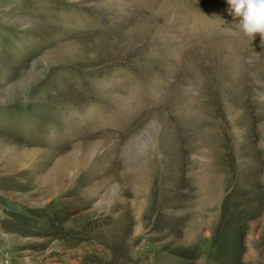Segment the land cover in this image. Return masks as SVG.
Instances as JSON below:
<instances>
[{
	"label": "rangeland",
	"instance_id": "374dc122",
	"mask_svg": "<svg viewBox=\"0 0 264 264\" xmlns=\"http://www.w3.org/2000/svg\"><path fill=\"white\" fill-rule=\"evenodd\" d=\"M238 19L0 0L5 264H264V45Z\"/></svg>",
	"mask_w": 264,
	"mask_h": 264
},
{
	"label": "clouds",
	"instance_id": "9594fccd",
	"mask_svg": "<svg viewBox=\"0 0 264 264\" xmlns=\"http://www.w3.org/2000/svg\"><path fill=\"white\" fill-rule=\"evenodd\" d=\"M228 11L239 18L229 32L253 40L255 34L260 36L264 45V0H226Z\"/></svg>",
	"mask_w": 264,
	"mask_h": 264
},
{
	"label": "crops",
	"instance_id": "0c3cea01",
	"mask_svg": "<svg viewBox=\"0 0 264 264\" xmlns=\"http://www.w3.org/2000/svg\"><path fill=\"white\" fill-rule=\"evenodd\" d=\"M181 257V256H180ZM176 255H171L170 253H165V260L163 262H161L160 264H172L173 262L175 264H180L178 262V259L180 258ZM246 257V256H245ZM243 257V258H245ZM167 258V259H166ZM183 258V257H181ZM210 254H208V252L206 253V256H199V259L197 261H194V264H214V260H210ZM244 264H246L245 262H243Z\"/></svg>",
	"mask_w": 264,
	"mask_h": 264
},
{
	"label": "built area",
	"instance_id": "2783aa9c",
	"mask_svg": "<svg viewBox=\"0 0 264 264\" xmlns=\"http://www.w3.org/2000/svg\"><path fill=\"white\" fill-rule=\"evenodd\" d=\"M2 250L0 248V264H5V261L2 260Z\"/></svg>",
	"mask_w": 264,
	"mask_h": 264
},
{
	"label": "bare ground",
	"instance_id": "6f19581e",
	"mask_svg": "<svg viewBox=\"0 0 264 264\" xmlns=\"http://www.w3.org/2000/svg\"><path fill=\"white\" fill-rule=\"evenodd\" d=\"M136 28V30L138 31V30H140V29H137V28H139L138 26L137 27H135ZM145 29H147V28H145ZM139 32V31H138ZM143 32V31H142ZM141 35V34H140ZM133 39V38H132ZM135 39V38H134ZM138 40V39H137Z\"/></svg>",
	"mask_w": 264,
	"mask_h": 264
}]
</instances>
